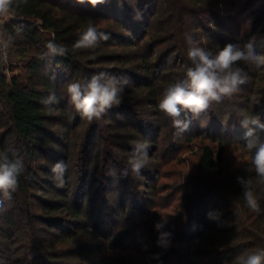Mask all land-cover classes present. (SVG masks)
Masks as SVG:
<instances>
[{
	"label": "trees",
	"instance_id": "16d2710c",
	"mask_svg": "<svg viewBox=\"0 0 264 264\" xmlns=\"http://www.w3.org/2000/svg\"><path fill=\"white\" fill-rule=\"evenodd\" d=\"M89 24L110 39L95 48L74 49ZM5 32L15 37L17 52L29 58L24 73L9 78L0 51V152L24 165L17 190L10 198L0 193V264H238L239 257L264 248V185L255 188L261 208L256 213L237 182L255 173L225 163L229 138L220 134L227 130L235 144L239 134L246 148L247 129L239 120L264 122V96H257L264 67L241 63L246 82L236 93L198 116L182 113L190 121L189 132L177 135L172 119L158 107L164 89L182 80L191 66L187 37L215 53L226 44L243 45L264 36V0H104L96 5L27 0L5 22ZM50 40L64 46L66 54L44 56ZM97 73L123 86L122 102L89 122L70 104L67 85ZM53 92L59 103L49 111L41 101ZM204 124L213 129L212 136L200 130ZM199 138L198 174L181 188L177 232L167 224L163 229L171 233L170 246L158 247L159 233L154 232L146 257L107 256L118 240L128 237L125 224L118 230L109 225L117 203L112 206L107 196H100L105 179L117 173L113 161L120 158L126 167L135 144L147 142L153 162L144 169L155 179L157 162L175 159L181 141ZM246 153L251 160L254 150ZM57 161L68 166L63 187L51 171ZM177 245L187 247L185 256H178ZM154 254L159 258L153 259Z\"/></svg>",
	"mask_w": 264,
	"mask_h": 264
},
{
	"label": "clouds",
	"instance_id": "9594fccd",
	"mask_svg": "<svg viewBox=\"0 0 264 264\" xmlns=\"http://www.w3.org/2000/svg\"><path fill=\"white\" fill-rule=\"evenodd\" d=\"M84 2V0H80ZM96 5L104 0H88ZM27 0H0V24L14 18L16 10ZM141 17H137L140 19ZM22 28L16 29L19 35ZM15 37L0 29V51L6 50ZM110 36L99 31L93 24H89L74 44V49L95 48L101 41H107ZM189 45L187 59L191 66L185 69L184 78L168 87L162 93L159 101V110L172 119L176 134L180 135L189 130L190 121L181 118L182 113H191L198 116L208 109L213 102H220L230 98L239 90L240 85L246 82V73L241 63L257 68L264 67V36L251 37L243 45L226 44L217 52L197 43L190 36L187 37ZM67 49L50 40L46 44V57L64 56ZM43 58V57H42ZM123 86L114 77H107L105 73H97L91 78H85L67 85V94L70 104L82 119L92 122L99 120L112 107L119 106L122 102ZM42 104L49 110L59 103V98L53 92L45 97ZM259 102V99L256 103ZM242 127L247 129L246 148L254 150L250 164L246 171L255 175L238 177L237 182L242 188L243 197L247 206L254 212L260 213L261 208L255 196V188L264 185V122L259 118L245 117L239 120ZM149 159V145L147 142H137L130 153L127 166L120 170L121 176L130 173L139 175L147 166ZM67 164L57 161L51 168L58 187L65 183ZM24 171L21 159H12L0 152V193L5 197L11 196L19 186V178ZM114 174V173H113ZM209 218L215 214L209 213ZM167 219L158 221L154 227L159 233L157 246L167 248L171 243V233L163 231ZM153 259H158L159 254H154ZM238 264H264V248H258L246 257H239Z\"/></svg>",
	"mask_w": 264,
	"mask_h": 264
},
{
	"label": "rangeland",
	"instance_id": "374dc122",
	"mask_svg": "<svg viewBox=\"0 0 264 264\" xmlns=\"http://www.w3.org/2000/svg\"><path fill=\"white\" fill-rule=\"evenodd\" d=\"M5 22L0 24V29L4 32ZM48 36L53 37V34L49 32ZM2 52L6 65L5 72L9 78L14 74L24 73V64L29 58L28 55H26L27 57L20 55L13 44ZM261 86L264 87V82L261 83ZM262 88L260 93L257 92V96H264ZM200 130L204 134H210L211 136L214 133L213 129L206 127V124L202 125ZM128 134H130L129 137L131 140L135 142L136 140L133 138L136 137V134L131 131ZM220 134H227L229 138L227 140L228 144H226L227 160L225 163L232 168L239 169V166L247 168L251 160L246 153V150L248 151V149L244 147L242 142H240L241 137L239 134L235 137V141H237L238 144L230 142L231 137L227 130H224ZM200 140L201 139L199 138L191 142L181 141L180 145L175 149V159L170 161L161 160L156 163L158 174L155 179L146 175L145 169L144 172L139 175L130 173L128 176H121L120 170L125 168V166L119 161L120 158H117L119 160L115 159V161H113V167H117V173L115 176L113 175L111 178L105 179L103 184L105 190H101L100 196L102 198L107 196L110 199V205L112 206H116L117 203L116 212H114L115 218H112L109 221V225L118 230L125 224L126 230L124 232H126L128 237L126 241L124 240L123 242L116 239L118 241L115 243V247L110 249L107 256L116 253L126 257H146L152 250L153 242H155L153 233L157 231L154 225L162 219H167L166 224L173 227L174 232H177L176 228H178L181 217L179 204L181 195L184 192L181 188L186 187L184 182H187L189 178L196 177L198 174L197 162L199 157V145H197V142H200ZM206 140L210 141L209 138H206ZM172 152L173 151H171V153ZM122 153L124 154L123 151ZM152 162L153 161L148 159L147 164L149 165ZM151 187H155L154 191H149ZM97 188L100 190V185ZM101 204L102 200L99 199L98 206L100 207ZM122 206H125L126 208L121 212L120 210ZM117 216H120V221ZM166 224L165 227H167ZM105 229L106 228L102 230L106 231ZM100 234V240H102L104 246H108L109 240H107L106 235L104 232H100ZM116 240H114L113 243ZM175 244H177V242H175L174 245ZM177 247L179 250L178 256H185V250H187V247L184 246V249H182L180 245H177Z\"/></svg>",
	"mask_w": 264,
	"mask_h": 264
}]
</instances>
